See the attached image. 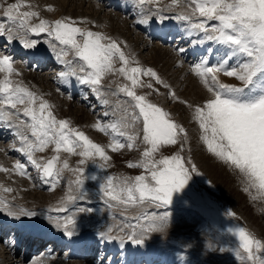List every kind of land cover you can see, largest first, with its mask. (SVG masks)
I'll use <instances>...</instances> for the list:
<instances>
[{
	"label": "rangeland",
	"instance_id": "obj_1",
	"mask_svg": "<svg viewBox=\"0 0 264 264\" xmlns=\"http://www.w3.org/2000/svg\"><path fill=\"white\" fill-rule=\"evenodd\" d=\"M35 1L23 0V3L30 7L21 6L19 9L20 12L34 10L39 13V17L31 19V24H37L40 19L51 22L57 19L70 18L72 21H75V26L80 27L82 30L90 29L94 32H100L118 41L125 54L130 60L135 62L131 66L138 65L143 68H152L157 72L158 76L170 86L169 89H165L163 84H157L154 78L141 76L139 79L145 84L151 81L153 88L138 86L135 90L139 95L146 94L152 103L169 112L171 118L176 123L184 126L188 135L183 139V150L180 154L189 160L190 163L195 164L196 170L192 172L188 189L185 192L175 193L171 204L158 206L155 203L145 201L144 203H137L135 205H124L116 201H110L108 197H104L100 190V185L105 182L108 176L114 177V184L119 185L120 181L124 178H132L142 173L146 174L143 168L128 167L129 162L138 163L143 159L142 152L146 145L143 144L141 139L135 141V147L133 148L125 146L118 151H113L108 147L114 140L127 145L128 135L139 133L142 136V123L140 121H136L134 126H130V122L127 119H121L125 116V108L128 109V112L132 111L129 107L132 100L125 93L120 92L119 87L124 84L130 85V81L118 71L107 73L99 86V94L93 91V85L86 83L89 86L88 92L91 95L96 92V98L95 96L91 98L92 104H88L86 99L80 100L77 94L70 96L72 99H68V91L62 93V91L58 90V80L61 73L65 72V69L67 71L65 79L68 80L63 78V85H68L72 82L74 80L73 77H77L78 72L81 79L83 73L79 71L76 62L82 64L83 61L78 57H72L74 54L70 47L68 48L66 45L61 44L55 39L54 35L50 36L46 32H28L25 34L23 29H18L15 24L7 21L4 16L0 18V23H4L6 27L12 28L13 39L18 40L19 45L23 48V51L19 52L20 54L13 53L11 55V57L17 55V57L12 58L13 65H18L20 69L25 66V48L40 49L49 45L56 50L55 54H50L53 57L52 60H55H51L45 68L39 67L35 69L26 63V71L40 75L37 74L36 76L39 79L37 80L39 86H36V88L40 87L42 91L38 92V89L34 90L31 86L29 87L30 91H34V93L49 103L51 111L57 119L69 121L71 128L84 132L93 142L103 146L110 159L103 160L98 154L91 158L81 157L78 155L81 151L80 147H77L74 153L65 152L61 148L57 154L55 152V145L49 144L42 152H34V158L38 162L43 163L53 155H58L59 160L56 162V169L59 171V175L54 174L53 177H43L42 171L30 163L27 153L20 151V149L18 150V147L25 146L20 139V133H26L30 140H34L35 138L31 136L30 130L26 129L21 123L22 121L31 122L30 118L23 116L22 109L24 106H17L21 109L19 119L15 116L9 118L10 123L14 124L17 135L12 138L0 136V152L5 154V162L0 163V166L12 170L14 161L20 162L25 165L27 174L20 175L16 171H0V198L8 199L7 204L15 206L16 211L21 210V207H26V212L35 213L36 211H42L45 216H48L49 213L50 215H57L58 220L55 218L56 221L53 223L61 224L68 217L75 219L76 222L82 220L79 226H83L86 223L85 228L87 232H92L91 235L98 239L102 237L101 233H104L105 235L102 240H99L101 244L97 242L96 245L95 251L98 254L86 259L72 258V262L74 261L78 264H107L111 255L108 254L107 256L104 251H100V247L109 249L107 244L114 242L109 237L116 241L124 240L119 243V246L121 245L120 251H122L124 256L128 252L131 258L138 259L137 263L134 260L133 262H129L131 264H166L168 259L173 262L171 264H252V261H249L247 255L240 249L239 237L235 234V230L244 228L264 244V194H260L257 188L251 187L250 181L243 173L207 150V146L200 139L201 131L198 122L192 119L194 107L200 105L202 102L196 98L191 99V97L186 96L184 93L187 88L186 84L188 83H182L185 77L192 76L200 82L201 79H198L200 77L196 75L194 69L201 65L202 62L205 63V60L203 57L199 58V56L194 61L193 57L185 56L181 58L174 50L180 44L183 47L188 45L183 44V42L181 43V40L178 41L176 33L171 36L168 34V38L164 41L161 36H149L144 27L136 25L142 20L156 21L160 24H166L170 20L173 22L171 24L173 26L175 23H179L183 28L192 30V25L199 23L203 18L193 13L192 8L194 5L189 6L190 0H180L177 6H168L170 5V0H160L159 5L144 4L143 6L139 4L138 0H130L132 6L129 7V12L127 9L123 11L121 4L112 6V4L108 3L107 6V0L98 1L100 5L104 3L100 6L101 8L98 7L95 0H56L55 3L57 2V4H42L41 8L37 6L38 4H35ZM121 1L124 2V0ZM11 3H21V0H0V12L5 11L7 5ZM49 5L52 6L51 10L48 9ZM157 7L162 9V11L156 13ZM150 9L151 12H149ZM75 10L78 11L77 13L80 12L79 15L91 14L95 16L93 17V22L92 18L72 16L73 12H76ZM104 16L114 19V27L119 29L121 34L113 33L109 29L111 26L107 23L108 20L100 19ZM180 16H190L191 19H180ZM94 18L103 21L99 23L97 20L98 22L95 23ZM120 19L121 22H119ZM213 24H218V21H207V31L202 29L200 31L195 29L194 31H199L201 34L209 31L211 34ZM168 32H171V30ZM6 39L7 35L4 39H0V54L3 55H7L5 50ZM22 39L36 41L35 46L25 47L21 42ZM77 39L80 40L81 38L78 36ZM146 40H148V44L144 45L142 42ZM104 42L107 43V41ZM210 45L213 47L212 44ZM160 47L172 50L171 52L174 56L170 63H177L172 67V74L168 70L163 73L161 71L162 64L156 63L157 61L155 62L154 49ZM65 50L68 53L67 55L71 57L61 55L62 51ZM74 60L77 61L75 62ZM68 61H71V63L69 64ZM178 62L180 63L178 64ZM205 65L211 66L208 62ZM120 66L119 60H114V67L119 68ZM181 67L186 68V73ZM175 70L179 72H175ZM69 71L72 72L70 73ZM74 71L75 75L72 74ZM181 72L184 75V79L183 75L180 74ZM13 73L17 74L16 72ZM20 82L24 84L23 81L20 80ZM17 83L15 81L13 84ZM21 83V86L28 88V86H24ZM226 83L241 86V82L239 84ZM82 85L79 83V88ZM154 89H159V91H154ZM169 92H175L179 99L173 98L169 95ZM102 98L107 100L108 103L102 104L101 102L103 101L99 102L98 99L101 100ZM69 101L72 103V107L69 105ZM182 101H186L187 103H182ZM189 105H192L193 108H189ZM83 107L86 108V111L80 110ZM105 113L107 115H104ZM89 114L93 117L90 118L89 122L87 121L88 124L79 120L84 117L88 119ZM87 115L88 117H86ZM110 121L114 124L116 123L117 127L115 129L105 126ZM97 123L105 127L107 131L102 132L93 127ZM10 127L12 128V125ZM120 133H124V135H120ZM13 147L14 151H8V149H13ZM177 150L175 145L162 146L161 151L156 153L155 156L158 159L161 154L171 155ZM202 156H207L212 168L211 170L201 161L200 158ZM81 159H85L86 161L83 165L78 163ZM64 161H67L68 168H63ZM76 168L84 169L83 173L79 174V178L83 180L82 189L74 183L77 179V174L73 172V169ZM92 176L97 177V179H91ZM224 178L225 181L223 182L221 179ZM38 182L40 184H37ZM53 184L55 185L54 187ZM4 187L10 188L12 191L6 192L3 190ZM81 193L85 194L83 199L79 198ZM68 194L75 195L77 199L75 201H66L65 198ZM106 201L108 202L106 203ZM58 208H65L66 211H57L56 209ZM145 213H147V218L144 216ZM165 214H167L165 219L161 221L159 217ZM24 217L35 219L38 216L24 215ZM50 217L52 220L54 219L53 216ZM36 220L41 224L39 219ZM49 222H45V224L52 226V223ZM25 223L36 225V223L31 221H26ZM152 224L156 225V230L149 229V226ZM56 228L58 227L56 226ZM58 230L59 233H57L59 235L64 234L61 232H65L62 227ZM81 234L77 229L73 231V235L75 236H80ZM16 237L17 234L14 235V231H11L8 235L0 238V259H5L4 252H10L8 243H12ZM135 240H142L143 242L135 243ZM50 246L51 243L49 242L44 247L32 251L35 245L31 244L25 256H23L24 246L21 249H16L14 256L18 260L22 258V262L16 261L13 264H48V261L44 260L49 257L47 256L48 254L60 259L69 256L68 246H65L63 250L51 248ZM237 252L241 253L243 259L237 255ZM257 255L264 256V251L257 253ZM140 257L142 258L139 259Z\"/></svg>",
	"mask_w": 264,
	"mask_h": 264
},
{
	"label": "snow or ice",
	"instance_id": "obj_2",
	"mask_svg": "<svg viewBox=\"0 0 264 264\" xmlns=\"http://www.w3.org/2000/svg\"><path fill=\"white\" fill-rule=\"evenodd\" d=\"M138 2L141 6L159 5L160 0H138ZM179 3L180 0H170L168 6H177ZM193 5V13L203 19L192 27L207 31V21H218V24L212 25L215 35H208L207 39L226 46V50L223 59L217 64L205 66L202 62L194 69L211 96L206 97L200 105L194 107L192 119L198 122L201 131L200 139L207 146V150L243 173L250 181V186L257 188L260 194H264V0H190L189 6ZM21 6L29 5L24 4L23 0L21 3L7 5L4 13L7 21L15 24L18 29H23L25 34L46 32L50 36L54 35L61 44L70 46L74 56L83 61L79 67V71L84 74L81 77L82 82L93 85V91L99 94V86L107 73L118 71L130 81V85L124 84L119 87V91L132 100L129 105L132 111L128 112L125 108V116L121 119H127L130 126L140 121L142 136L139 133L128 135L127 145L114 140L108 147L113 151H118L125 146L133 148L135 141L141 139L146 145L142 152L143 159L138 163L129 162L128 167L143 168L146 174L124 178L119 185L114 184V177L108 176L100 185L103 196L124 205H135L145 201L158 206L171 204L175 193L185 192L188 189L192 172L196 170V165L180 154L183 150V139L188 133L183 125L171 118L169 112L152 103L146 94L139 95L135 90L138 86L153 88L151 81L145 84L139 79L141 76L154 78L156 83L163 84L165 89H169L170 86L152 68L131 66L135 62L130 60L120 43L112 37L90 29L82 30L75 26V21L70 18L51 22L40 19L37 24H31V19L39 17V13L34 10L20 12ZM51 8L52 6L49 5L48 9L51 10ZM160 11L162 9L157 7L156 13ZM179 18L191 19L190 16ZM139 22L146 23L147 20ZM5 33H7V39L14 38L12 28L0 23V35ZM78 36L80 40L77 39ZM21 42L25 47H34L36 43L34 40L26 39H22ZM67 54V51L61 53L64 56ZM232 58H237L236 65L227 67ZM117 59L121 64L119 68L114 67V60ZM68 63L70 64L71 61ZM15 71L12 58L9 55H0V73H4L3 79H0V94H2L0 95V119L12 116L19 119L21 109L17 106L24 105L23 116L30 118L31 122L22 121L21 123L30 130L31 136L35 139L30 140L26 133H20V139L25 145L20 151L27 153L28 160L42 171L43 177L59 175L56 169L58 155H53L43 163L34 158V152H42L49 144L55 145L57 154L61 148L65 152L74 153L76 148L80 147L81 151L78 155L81 157L91 158L98 154L103 160L110 159L103 146L93 142L84 132L71 128L69 121L57 119L46 100L18 83L13 84L10 77ZM219 73L234 77L241 82V86L222 83ZM72 74L75 75V71ZM63 75L65 73H61V76ZM154 91L158 92L159 89ZM169 95L179 99L175 92H169ZM103 102L108 103L107 100ZM182 103L187 102L182 101ZM189 108L193 106L189 105ZM7 109L13 111H7ZM93 127L99 131H106V128L99 123ZM108 127L115 129L117 125L112 124ZM172 145H175L178 150L171 155L161 154L158 159L156 158L155 154L161 151L162 146ZM85 162V159L78 161L81 165ZM68 167L67 161H64L63 168ZM0 171L27 174L25 165L20 162H16L12 170L0 166ZM83 171V168L73 169V172L77 174L74 183L81 189L83 180L79 178V174ZM91 179L95 180L97 177L92 176ZM3 190L12 191L7 187ZM84 195L81 193L79 198L83 199ZM65 199L75 201L77 197L68 194ZM0 204L7 207L2 198H0ZM56 210L66 211L65 208ZM10 214L15 213L10 212ZM20 214L35 215L23 209L20 210ZM166 215L159 219L163 221ZM144 216L147 218V213ZM69 225L74 229L75 219L68 217L63 224L57 223L56 226L63 227L66 234L71 236L73 231L69 229ZM149 229L156 230V225H150ZM235 234L239 237V247L247 255V259L252 261V264H264V256L257 255L264 251V244L244 228L236 229ZM104 235L101 233L102 237ZM134 242L142 243L143 241L135 240ZM237 255L243 259L240 252H237Z\"/></svg>",
	"mask_w": 264,
	"mask_h": 264
},
{
	"label": "bare ground",
	"instance_id": "obj_3",
	"mask_svg": "<svg viewBox=\"0 0 264 264\" xmlns=\"http://www.w3.org/2000/svg\"><path fill=\"white\" fill-rule=\"evenodd\" d=\"M10 1V0H9ZM35 1V0H34ZM56 0H36L35 1V4H38L37 6H39V8H41V5L42 4H49V3H55ZM83 1V0H82ZM98 1L100 0H95L96 4H98V7L101 8L100 6H102V3L101 5L98 3ZM37 2V3H36ZM108 2H111L112 4L113 3H118L119 2L121 3V5H123V8H128L130 6H132V4L130 3V0H124V2H122L121 0H107V3ZM106 3V5H107ZM57 4V2L55 3ZM82 4V3H81ZM91 5V4H90ZM60 6V5H59ZM34 7V6H33ZM60 7H63V6H60ZM28 10V9H27ZM76 11V10H75ZM5 11L3 12H0V18L4 17V15H2V13H4ZM68 12V11H67ZM78 11L76 12H73L74 14H72V16L74 17H88V18H92V22H93V15L89 14H84V15H79V13H77ZM72 13V12H71ZM77 13V14H76ZM82 13V12H81ZM122 15V13H120ZM124 15V14H123ZM92 16V17H91ZM126 16V15H125ZM127 18V17H126ZM100 19H107L108 20V24L111 26V31L113 33L116 32V34H121V31L117 28L114 27V19L112 17H108V16H104ZM98 18H94L95 20V23H97L99 21H103V20H100ZM119 19V18H118ZM124 19V18H123ZM98 20V21H97ZM119 22H121V19L119 20ZM169 22V23H168ZM168 22H166V24H160L156 21H147L146 23H138L136 25H139L141 27H144L146 29V31L148 32V35L149 36H156L157 34H155L157 31H155L156 28H158L159 26H162L164 27L163 30H165L167 27H171L170 25L173 23L172 21L168 20ZM173 26V25H172ZM174 32L176 33V36H178V41L181 40V43L183 42V44H187L188 46L186 47H183L182 44H180V46L174 50L176 51V53L179 54V56L182 58H184L185 56L187 57H194L193 61L197 59L196 56H199V58H202L205 60V63L208 62V64L210 63V65H214V64H217L221 59H223L224 57V52L226 50V46L224 45H221L219 44L218 42L214 41V40H208L207 39V36L208 35H215V33L213 32V30L211 31V34L210 32H205V33H200V29L198 28H192V30H189L188 28H183L179 23H175L174 26ZM195 29H198L199 31H194ZM208 33V34H207ZM164 34V32L161 33V35ZM7 35V33L3 34V35H0V39H4V37ZM205 35V36H204ZM146 39V37H145ZM143 40V39H142ZM6 44H5V50L7 52V55L10 56V53H13L17 50V52H22L23 51V48L21 45H19V42L18 40H15V39H6ZM142 42V41H141ZM145 42V43H144ZM144 45H147L148 44V40L146 41H143L142 42ZM130 44V42H129ZM212 44L213 47L210 45ZM40 45V44H38ZM20 48H19V47ZM134 46V45H133ZM167 46V45H166ZM66 47H70V46H66ZM136 48V47H135ZM171 48V47H169ZM51 49V50H49ZM180 49H183V51H180ZM15 50V51H14ZM155 54H154V59H155V62L156 63H161L162 66H161V71L164 73V71H167L172 74V67L173 65H176L175 63H170V61L172 60L173 58V53L171 52L172 50L168 49L165 47V49L163 48H155ZM60 51V50H58ZM66 51V50H65ZM28 52H31V54H28ZM56 50L55 48H52L50 47L49 45L47 46H44L40 49H29V50H26V56L29 55L30 58H32V61H30L28 63L29 66H33L35 69L36 67H39V66H43L45 68V66L51 62L52 60V55L50 54H55ZM0 55H3V54H0ZM5 55V54H4ZM177 56V54H176ZM65 57H71L69 55H66ZM75 58V56H72ZM14 58V56L12 57ZM179 58V57H178ZM180 58V59H181ZM236 59L237 58H232L229 60V63L228 65H226L227 67H231V66H235L236 65ZM55 60V59H53ZM52 60V61H53ZM175 60V59H174ZM75 62L77 60H74ZM178 61V60H177ZM172 62V61H171ZM175 62V61H174ZM181 62V61H180ZM178 62V64L180 63ZM183 62V61H182ZM57 63V62H56ZM182 64V63H181ZM24 65L26 66V61H24ZM80 63L79 62H76V66L77 67H80ZM22 67L21 69L18 68V65L15 66L13 65L14 69L16 70L15 72L17 74H11V77L10 79L12 80L13 83H16L23 81V83H21L22 85H26L28 86V88L31 86V88H33L34 90H37L38 89V92L42 91L41 88H36V86L38 87L39 83L37 80L38 77L37 74L38 73H31L29 71H26V67ZM186 66V65H185ZM206 66V65H205ZM183 68V67H181ZM186 69V68H185ZM185 69L183 68V71H185ZM188 69V68H187ZM180 70V68H179ZM177 70H175L176 72ZM182 71V69H181ZM182 71V72H183ZM187 71V70H186ZM185 71V73H186ZM190 71V70H188ZM34 72V71H33ZM66 69H65V75L66 74ZM70 73L72 71H69ZM78 72V71H76ZM179 72V71H177ZM182 72L180 74H182ZM184 73V74H185ZM179 74V73H178ZM179 74V75H180ZM39 75V74H38ZM65 75L63 76H60V79L58 80V85H59V89L60 91H62V93L64 92H67L68 91V95L67 98L68 99H72L70 98V96H74V94H77L79 96V99H86L87 100V103L88 104H92L91 102V98L95 96L96 98V92L93 93V95H91L90 92H88L89 90V86L86 85V83L82 82V80L80 79V73L78 72L77 73V77H73L74 80L72 82H70L68 85H63L62 84V79L64 78L65 79ZM84 75V74H83ZM183 75V74H182ZM40 76V75H39ZM191 76V75H190ZM219 78H220V81L223 83V82H232V83H240L239 80L235 79L234 77H227V76H224L222 73H219L218 74ZM4 77V74H1L0 75V79H3ZM172 77V76H171ZM170 77V78H171ZM165 78L167 79V76L165 75ZM180 78V76H179ZM178 78V79H179ZM42 79V78H40ZM183 79H184V75H183ZM200 80V78H198ZM19 80V81H18ZM65 80H68V79H65ZM180 80V79H179ZM43 81V80H42ZM47 81V79H46ZM188 82V83H187ZM201 82V80H200ZM197 78L195 77H185L184 81L182 82L183 84H186V91L184 92L186 96L188 97H191L192 98H196V99H199V101L203 102V100L206 98V97H210L211 96V93L207 92V90L204 88L202 82L200 83ZM19 83V84H20ZM79 83L80 84H83L81 88H79ZM227 84V83H226ZM54 86V85H53ZM27 88V87H26ZM27 88V89H28ZM40 89V90H39ZM30 90V88H29ZM34 92V91H32ZM60 93V92H59ZM2 95V94H0ZM185 97V96H184ZM187 97V98H188ZM53 99V98H52ZM51 99V100H52ZM99 102L101 101H104L105 99L102 98L101 100L98 99ZM54 101V100H53ZM56 101V99H55ZM98 102V101H97ZM69 105L72 107V103L69 101L68 102ZM102 104L104 102H101ZM100 104V105H102ZM18 106H24V105H18ZM86 106V105H85ZM99 107V106H98ZM7 110H10V109H7ZM81 111H86V108H81L80 109ZM86 114V112H84ZM91 113V112H90ZM105 115V114H104ZM88 117V115L86 116ZM93 116L91 114H89V118L86 119L85 117L84 118H80L79 120L81 122H84V123H87V121L89 122L90 121V118H92ZM8 122V124H7ZM117 122V121H116ZM112 121H110L109 123L107 122L105 124V126H109V125H112ZM88 124V123H87ZM114 124V123H113ZM116 124V123H115ZM12 125V128L10 127ZM92 127V126H91ZM107 131V130H106ZM106 131H102V132H106ZM17 135V131L15 130V127H14V124L10 123V120L9 118H6V119H0V136L3 137V138H7V137H13ZM111 135V134H110ZM112 136V135H111ZM124 138V137H123ZM1 145V144H0ZM2 148V147H1ZM23 148L22 146L18 147V150ZM9 150H13L14 151V147L13 149H8ZM5 152V151H3ZM23 152V151H22ZM5 154L1 153L0 152V163H3L5 162L4 157ZM7 156V155H6ZM10 159V158H9ZM201 161L204 163V165L209 169L211 170V165L208 161V158L207 156H202L201 158ZM16 162L14 161V164ZM9 165V163H8ZM7 166V165H6ZM14 166V165H13ZM10 167V166H9ZM5 168V167H4ZM10 172V171H9ZM13 172V171H12ZM18 173V172H16ZM19 174V173H18ZM221 175V174H220ZM3 176V175H2ZM224 177V176H223ZM26 178V177H25ZM22 179V178H21ZM20 179V180H21ZM223 182L225 181V178L224 179H221ZM37 184H40V182H38ZM36 184V185H37ZM10 198H12L11 196H9ZM4 200V202L6 203L7 207H5L4 204H0V227L1 229L4 231L8 228H12V227H16L17 230L19 231L20 234H17V238L20 240V238H22L20 241H16V244L14 246V250L15 248L17 247V243L19 242V245L23 244L25 241L28 243L29 241H34L35 239L37 238H34L32 240V238L30 237L32 234L34 233H39L40 235L43 236V238H51V242L50 243H53L51 245V247H54V248H58V249H62L64 248L66 245H70L71 246V250H70V255L71 256H78V255H85L86 253H88V250L85 249L87 247H90L91 244L93 243V240H94V237L92 235H88V233L90 232H87L86 230V226L85 224L83 226H79V223L80 221L82 220H78L76 222V224L78 223V225H76V229L78 231H80L82 234L81 236H87V237H81L79 235H67L66 232H61V233H64V234H58L59 233V228H56V225L57 223H53L56 221L55 219V216L54 219L52 220V218L50 216H45L44 213L42 211H36L35 212V215H37L38 217H35V219H28L27 217H24V215L20 214V210H15L16 207L15 206H10L7 204L8 202V199L6 198H2ZM70 207V205H68ZM21 209L25 210V208L21 207ZM26 211V210H25ZM11 213H15V214H10ZM11 216V217H10ZM36 219H39L41 221V224L38 220ZM51 222H49V221ZM26 221H31V222H34L36 223L35 224H32V223H25ZM45 222H49V223H52V226L49 225V224H45ZM84 222V221H83ZM22 223H25V224H22ZM64 222H62L61 224H63ZM71 226V225H70ZM69 226V229L72 230V231H76V229L71 226ZM63 229V227H62ZM58 232V233H57ZM16 233V232H15ZM23 236V237H22ZM65 236V237H64ZM17 239V240H18ZM42 241V240H41ZM45 244V242L42 243V246ZM108 246H110V250L112 249L113 251L114 250H117V243H113V244H109ZM10 251H5L4 254H5V259L2 260L0 259V264H13L15 263L16 261H21L22 262V258H20L18 260V258L16 259L15 256L13 255L14 253H12L13 251V248H10ZM94 251V250H93ZM90 252V251H89ZM51 254H48L47 256H49L48 258H45L44 260L45 261H48V264H78L76 262H72V260H67L65 257L64 259H60L59 257H56L54 255L50 256ZM154 256V255H153ZM41 258V257H40ZM156 258V257H155ZM39 259V258H38ZM154 260V259H153ZM67 261V262H66ZM86 262V261H85ZM22 264V263H21ZM87 264V263H85Z\"/></svg>",
	"mask_w": 264,
	"mask_h": 264
}]
</instances>
